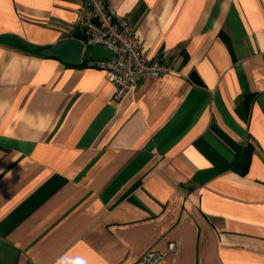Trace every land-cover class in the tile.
I'll return each mask as SVG.
<instances>
[{
  "label": "crops",
  "instance_id": "0c3cea01",
  "mask_svg": "<svg viewBox=\"0 0 264 264\" xmlns=\"http://www.w3.org/2000/svg\"><path fill=\"white\" fill-rule=\"evenodd\" d=\"M107 1L168 69L119 100L40 54L81 0H0V264H264V0Z\"/></svg>",
  "mask_w": 264,
  "mask_h": 264
},
{
  "label": "built area",
  "instance_id": "2783aa9c",
  "mask_svg": "<svg viewBox=\"0 0 264 264\" xmlns=\"http://www.w3.org/2000/svg\"><path fill=\"white\" fill-rule=\"evenodd\" d=\"M128 20V16L118 15L116 6L107 0H81L78 9L76 25L83 48L102 46L112 53L109 59H90L87 65L102 71L115 85V100L140 82L155 80L168 71L160 60L146 56ZM168 248L173 250V243ZM160 259L159 253L150 251L137 264H156Z\"/></svg>",
  "mask_w": 264,
  "mask_h": 264
},
{
  "label": "water",
  "instance_id": "95a60500",
  "mask_svg": "<svg viewBox=\"0 0 264 264\" xmlns=\"http://www.w3.org/2000/svg\"><path fill=\"white\" fill-rule=\"evenodd\" d=\"M40 54L60 59L63 63L78 66L83 59H109L111 51L102 46H89L83 48L80 40L64 38L55 44L44 48Z\"/></svg>",
  "mask_w": 264,
  "mask_h": 264
},
{
  "label": "trees",
  "instance_id": "16d2710c",
  "mask_svg": "<svg viewBox=\"0 0 264 264\" xmlns=\"http://www.w3.org/2000/svg\"><path fill=\"white\" fill-rule=\"evenodd\" d=\"M220 36H221L222 39L225 41V43L228 44V43H227V41H228V40H227V37H225V36L223 35L222 32H220ZM80 66H87V64H86V63H81Z\"/></svg>",
  "mask_w": 264,
  "mask_h": 264
}]
</instances>
